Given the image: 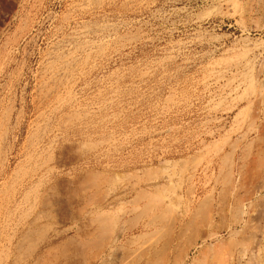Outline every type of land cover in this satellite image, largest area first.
Returning <instances> with one entry per match:
<instances>
[{
	"label": "rangeland",
	"instance_id": "rangeland-1",
	"mask_svg": "<svg viewBox=\"0 0 264 264\" xmlns=\"http://www.w3.org/2000/svg\"><path fill=\"white\" fill-rule=\"evenodd\" d=\"M263 93L264 0H0V264H264Z\"/></svg>",
	"mask_w": 264,
	"mask_h": 264
},
{
	"label": "bare ground",
	"instance_id": "bare-ground-1",
	"mask_svg": "<svg viewBox=\"0 0 264 264\" xmlns=\"http://www.w3.org/2000/svg\"><path fill=\"white\" fill-rule=\"evenodd\" d=\"M256 70H257V69H256ZM230 73H231V72H230ZM259 90H260V89H259ZM263 95H264V93H263ZM256 97H257V96H256ZM259 98H260V97H259ZM259 98L257 97V100H259ZM261 98H262V97H261ZM263 98H264V97H263ZM262 100H263V99H262ZM259 101H260V100H259ZM259 101H258V102H259ZM262 102H263V101H262ZM260 103H261V102H260ZM56 237H57V236H56ZM53 239H54V238H53ZM50 242H51V240H50ZM102 254H103V253H102ZM99 255H100V252H98V256H99ZM98 256H97V257L95 256V259L98 258ZM131 256H132V254H131ZM64 257H65V256H64ZM101 257H102V256H101ZM101 257H100V258H101ZM61 258H62V257H61ZM61 258H60V259H61ZM65 259H66V258H65ZM63 260H64V259H63ZM93 260H94V259H93ZM61 261H62V260H61ZM56 262H58V261H55V263H56ZM92 262H93V261H92ZM64 263H65V262L63 261V264H64ZM56 264H58V263H56ZM60 264H61V262H60ZM65 264H66V263H65Z\"/></svg>",
	"mask_w": 264,
	"mask_h": 264
}]
</instances>
